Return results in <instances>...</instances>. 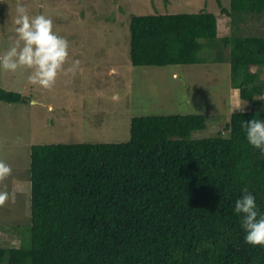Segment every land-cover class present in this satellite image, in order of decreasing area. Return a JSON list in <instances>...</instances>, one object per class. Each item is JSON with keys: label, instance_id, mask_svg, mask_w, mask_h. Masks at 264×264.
<instances>
[{"label": "trees", "instance_id": "trees-1", "mask_svg": "<svg viewBox=\"0 0 264 264\" xmlns=\"http://www.w3.org/2000/svg\"><path fill=\"white\" fill-rule=\"evenodd\" d=\"M220 12L231 31L221 39L212 12L132 15L130 62L199 63L203 48L221 61L228 47L232 87L251 108L231 112L225 133L194 137L204 114L151 115L131 119L127 141L32 145L29 224L18 246H0V264H264L232 211L245 186L264 211V153L244 125L264 118V31L247 32L264 0ZM0 100L26 101L3 88Z\"/></svg>", "mask_w": 264, "mask_h": 264}, {"label": "rangeland", "instance_id": "rangeland-1", "mask_svg": "<svg viewBox=\"0 0 264 264\" xmlns=\"http://www.w3.org/2000/svg\"><path fill=\"white\" fill-rule=\"evenodd\" d=\"M218 1L0 0V54L16 41L18 3L30 16L50 17L54 31L69 42L68 57L51 87L32 83V69L26 66L0 69V88L26 99L0 100V160L11 166L10 173L0 176V193H7L0 203V246H18L13 236L29 224L32 145L127 141L131 119L151 115L204 114L207 128L192 135H212L223 129L231 112L251 108L232 87L228 47L220 51L221 61L216 60L217 49L203 48L199 63L130 62L132 15L212 12L218 17L221 39L231 32L229 17L220 12V4L228 6L229 0ZM261 21L247 32L264 31V16ZM260 75L264 76L263 68Z\"/></svg>", "mask_w": 264, "mask_h": 264}, {"label": "clouds", "instance_id": "clouds-1", "mask_svg": "<svg viewBox=\"0 0 264 264\" xmlns=\"http://www.w3.org/2000/svg\"><path fill=\"white\" fill-rule=\"evenodd\" d=\"M15 25L16 41L0 54V69L15 71L26 66L32 69L28 77L32 83L51 87L68 57V40L54 31L50 17L30 16L22 3L17 4ZM73 63L76 65L79 61ZM244 125L248 143L264 153V118H253ZM10 171L11 166L0 160V176ZM6 196L7 193H0V203ZM232 211L240 218L244 241L264 246V211L260 210L255 195L247 186L241 189Z\"/></svg>", "mask_w": 264, "mask_h": 264}]
</instances>
